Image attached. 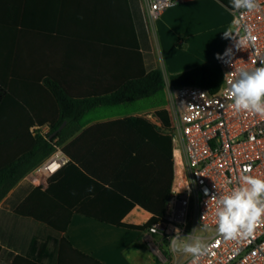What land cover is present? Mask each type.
<instances>
[{
	"label": "crops",
	"instance_id": "1",
	"mask_svg": "<svg viewBox=\"0 0 264 264\" xmlns=\"http://www.w3.org/2000/svg\"><path fill=\"white\" fill-rule=\"evenodd\" d=\"M137 3L155 66L163 78L168 75L165 94L160 95L168 101L170 76L217 65L231 40L224 38L223 31L231 26L233 13L218 0H183L157 20L146 17L142 0H0V64L20 87L43 85L44 80L52 79L73 98L108 93L123 77V66H140ZM147 99L85 113L81 129L66 143L83 174L98 182H112V176L122 174L123 184L132 194L140 191L142 182L158 177L165 185L171 182V191L175 183L181 184L170 129L156 115L166 110L170 117L173 108L160 103L158 96ZM69 177L64 188L58 189L64 198L76 201L70 217L50 201L34 200L21 206L33 189L45 191L49 186V179L37 177L33 171L25 178L33 189L19 201L10 200L0 214V234L30 236L21 234L26 221L32 223L40 216L65 222L69 217L64 237L100 264H169L154 248L153 241L159 236L79 213L76 206L84 205L90 213L110 217L117 200L87 195L83 178L79 174ZM21 207L22 215H16ZM151 218L152 214L136 206L122 222L144 225Z\"/></svg>",
	"mask_w": 264,
	"mask_h": 264
},
{
	"label": "trees",
	"instance_id": "2",
	"mask_svg": "<svg viewBox=\"0 0 264 264\" xmlns=\"http://www.w3.org/2000/svg\"><path fill=\"white\" fill-rule=\"evenodd\" d=\"M218 1L231 10L230 0ZM135 24L137 58L140 66L135 67L132 64L120 67L124 71L123 77L108 93H96L87 98H73L52 79L44 80L43 85L20 87L18 83L8 78V71H5L4 65L0 64V205L20 185L2 204L0 214L8 207L10 200L19 201L33 189L25 178L47 160L58 145L63 147L70 162L49 179V186L45 191L42 188L33 189L21 206L34 200L50 201L57 204L60 210L66 211L70 217L71 207L77 205L76 201L64 198L58 188H64L70 175L79 174L85 186H88L87 195L94 197L107 195L117 200V206L113 208L110 217L90 213L84 205L76 206L79 208V213L97 220L105 219L110 225L144 233L163 219L172 192L171 182L165 185L158 177L151 182H142L140 191L132 194L123 184L122 174L112 176V182L106 180L98 182L83 174L76 166L69 147L66 146L67 141L81 129L80 119L91 109L136 102L165 94L166 83L162 72L155 66L139 3H137ZM169 84L174 87L195 85L210 94H216L222 85V73L218 64L203 65L170 76ZM156 115L163 122L164 128L169 130L168 111L160 110ZM45 125L50 129L47 136L32 133L33 127ZM53 134L55 135L52 137ZM105 185H109L108 188ZM136 206L152 214V218L144 225L123 223V218ZM15 214L22 215V207L16 210ZM69 217L65 222L47 220L46 217L40 216L32 217L33 222L26 221L23 225L25 231L21 233L30 236L0 234V264H100L76 250L64 237Z\"/></svg>",
	"mask_w": 264,
	"mask_h": 264
},
{
	"label": "built area",
	"instance_id": "3",
	"mask_svg": "<svg viewBox=\"0 0 264 264\" xmlns=\"http://www.w3.org/2000/svg\"><path fill=\"white\" fill-rule=\"evenodd\" d=\"M181 1L142 0V4L146 17L157 20ZM257 3L258 9L238 14L240 36L250 28L255 39L243 49H237L235 41L230 40L218 59L222 85L216 94L195 85H169L166 90L173 108L169 129L176 146L175 159L182 168V183L174 184L163 219L145 233L169 241L177 228L182 236L197 229L196 235L212 246L197 264H264V220L248 236L225 241L215 231L216 203L211 199L239 187L245 174L264 179V115L237 112L229 98L228 84L229 79L236 78L238 69H254L264 60V0ZM227 49L232 51L226 53ZM31 131L47 136L50 129L35 126ZM68 163L63 147L56 145L53 154L34 173L50 179ZM204 225L207 230H202ZM192 260V256L184 254L169 264H192Z\"/></svg>",
	"mask_w": 264,
	"mask_h": 264
},
{
	"label": "clouds",
	"instance_id": "4",
	"mask_svg": "<svg viewBox=\"0 0 264 264\" xmlns=\"http://www.w3.org/2000/svg\"><path fill=\"white\" fill-rule=\"evenodd\" d=\"M234 14L231 26L223 35L225 39L235 41L237 49L248 46L255 38L250 28L245 29V35L240 36L242 27L238 15L241 10L254 11L258 9L257 0H230ZM232 50L227 49L226 53ZM229 98L237 112L247 111L264 115V60L254 69L240 68L236 78L229 79ZM250 171V169H249ZM241 185L226 195L213 196L216 203V233L225 241L244 238L252 233L254 227L264 220V179L243 175ZM202 230H207V225ZM197 229L187 236H182L180 229H175L176 235L169 240V251L183 253L193 257L192 264L209 254L211 245L205 243L201 236L196 235Z\"/></svg>",
	"mask_w": 264,
	"mask_h": 264
},
{
	"label": "rangeland",
	"instance_id": "5",
	"mask_svg": "<svg viewBox=\"0 0 264 264\" xmlns=\"http://www.w3.org/2000/svg\"><path fill=\"white\" fill-rule=\"evenodd\" d=\"M164 78H165V82H166V85L168 84V75L167 74H164ZM161 96H164V95H161ZM161 96L159 95L158 98L161 99ZM149 99H145V101H148ZM162 101H160V103L162 104H168L169 106H171V102L170 100L166 101L164 99V97H162L161 99ZM159 101V99H158ZM180 183H182V168H181V173H180ZM201 234V233H199ZM159 237H157L153 242H154V248L155 250H158V252L160 253L162 259L164 260V262H167V263H170L171 261H173L176 257L181 259L184 257V254L183 253H180L178 252L179 254H177L176 256L174 255L175 253L169 251V248H168V245H169V241L167 240H164L162 241L161 240V236L160 235H157Z\"/></svg>",
	"mask_w": 264,
	"mask_h": 264
},
{
	"label": "water",
	"instance_id": "6",
	"mask_svg": "<svg viewBox=\"0 0 264 264\" xmlns=\"http://www.w3.org/2000/svg\"><path fill=\"white\" fill-rule=\"evenodd\" d=\"M55 134L52 135V137L54 136Z\"/></svg>",
	"mask_w": 264,
	"mask_h": 264
}]
</instances>
